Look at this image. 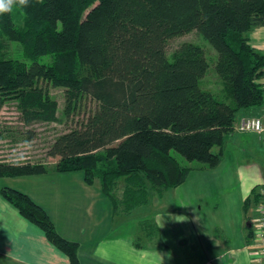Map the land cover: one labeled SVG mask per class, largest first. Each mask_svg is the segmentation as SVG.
<instances>
[{"label":"trees","instance_id":"trees-1","mask_svg":"<svg viewBox=\"0 0 264 264\" xmlns=\"http://www.w3.org/2000/svg\"><path fill=\"white\" fill-rule=\"evenodd\" d=\"M20 9L28 18L22 32L15 21ZM260 26L264 0H29L0 14V38L22 41L29 60L0 46V112L14 101L30 125L62 122L83 110L48 149L60 157L53 167L0 161V178L82 171L87 184L99 180L116 216L147 205L150 188L163 195L186 180L192 167L173 151L217 167L238 113L264 105V52L248 36ZM193 30L218 53L222 99L200 86L209 68L200 45L184 41L167 53L171 38ZM51 53L52 62L39 61ZM50 86L64 89L61 115ZM87 100L94 105L87 108ZM260 188L245 200L246 212L260 200ZM0 195L79 264V243L62 237L42 206L16 188L0 187Z\"/></svg>","mask_w":264,"mask_h":264},{"label":"crops","instance_id":"crops-1","mask_svg":"<svg viewBox=\"0 0 264 264\" xmlns=\"http://www.w3.org/2000/svg\"><path fill=\"white\" fill-rule=\"evenodd\" d=\"M248 36L250 43L264 52V26L253 29ZM260 82L264 86V74ZM250 113L264 121L263 105L240 111L237 122L241 115ZM260 136L253 132L234 131L225 136L224 153L227 146L245 151L264 148V138L260 140ZM222 162L223 158L211 170L219 169ZM260 162L264 164V160ZM258 164L251 160L248 163L251 165L248 171L253 174L248 185L245 184L240 199L245 214L252 209L254 213L252 207L247 212L243 210L253 187L264 185V168L263 171L261 168L260 172H255ZM207 171L210 170L200 172ZM239 171L242 169H236L234 173L240 180ZM192 173L182 184L171 188L177 196L176 205L159 208L160 204L155 207L158 213L150 216L149 212L154 211L151 208L139 213L134 212L136 208L131 213L114 216L112 202L102 192L99 180L93 185L87 184L82 171L38 174L43 178L34 182L27 175L2 177L0 187L8 186L23 191L42 206L59 234L79 243V264H256L248 229L254 214L246 217L247 221L243 219L245 230L242 232L240 229L238 240L232 241L221 231V223L200 218L202 207L195 206L193 197L189 196V187L187 190L183 188ZM218 177L220 180L227 178L226 174ZM40 185L55 193L53 201L39 189ZM161 198L155 204L160 203ZM215 206L214 210H217L219 205ZM133 215H136L137 221L130 222ZM176 215H183L186 220L176 222ZM144 226L151 227L149 235ZM0 264L72 263L69 256L46 237L42 228L26 219L0 195Z\"/></svg>","mask_w":264,"mask_h":264},{"label":"rangeland","instance_id":"rangeland-1","mask_svg":"<svg viewBox=\"0 0 264 264\" xmlns=\"http://www.w3.org/2000/svg\"><path fill=\"white\" fill-rule=\"evenodd\" d=\"M15 17V21L20 28L19 30H21L20 32L24 31L28 27L27 15L20 9ZM184 41H192L204 49L209 68L206 75L200 80V86L205 90L211 91L217 97L222 99L224 95L221 79L215 69L218 57L217 51L203 35L199 34L196 30H193L189 33L171 38L168 41L166 48L168 55H170ZM0 44L8 55L29 61L25 56L22 41H13L7 36L2 35L0 38ZM53 56H55L54 53L41 55L39 61L50 63L53 60ZM50 94L52 98L57 100L59 106L58 114L61 115L65 105L64 89L62 87L50 86ZM92 105H94V102L90 100H87L85 103L87 108H90ZM82 113L83 110L81 111V114L74 118H69V120L64 119L62 122H34L30 125H25L20 119L21 113L17 104L14 101L8 102L0 112V161L42 162L48 167H53L55 163L60 161V157L48 155V149L59 135L73 128L75 126L74 123L83 118ZM246 116L258 115L243 114L239 118ZM262 137L264 138V135L260 136V140H263ZM215 148L217 149V147ZM244 151L245 150L243 149H234L231 146L225 147L223 162L219 169L215 171L211 170L210 167L201 162L188 161L180 153L173 151V154L181 163L192 167L191 171H193V173L188 179V184L186 183L183 188L187 190L189 187V196L193 197L194 203L196 204L195 206L202 207V211L199 213L200 218H203L204 220L207 218L211 222L216 221L221 223V231L229 236L232 241L238 240L239 230L241 229L242 232L245 230V221L248 220L246 217L253 213L252 209V211L249 210L250 212H247L248 214L246 213V215L244 211H242V202L240 200L243 193L242 190L245 187V184L248 185L250 175L253 174L251 171H248L251 167V165H248L249 160L253 163H259L258 165L260 167L257 165V168L259 169L256 168L255 172H260L261 168L263 171L264 168V164L260 162L264 160V148H253ZM204 169L210 171L201 173L200 171ZM236 169H242V171H239L241 177L240 180L234 173ZM224 174H226L227 178L225 180H220L218 176H223ZM27 177H29L28 179L32 182L43 178L42 175L38 174L27 175ZM118 184L120 188L118 192L122 194V191L126 187L124 178L118 179ZM39 189L48 196L49 200L53 201L54 192L48 191L42 185L39 186ZM173 192L172 189H169L161 195L150 188L149 203L151 202V204L148 203L147 206L138 207L134 212L139 213L144 210L148 211L151 208L154 211L152 213L149 212L148 215L150 216L158 213L156 212L155 207L160 204L161 206L159 208L175 206L177 196ZM158 198H161V202L155 204ZM216 204L219 206L217 210H214ZM254 205L255 203L252 202L251 207L254 208ZM135 216L136 215H133V217H131L130 222L137 221V217ZM243 219H245L244 223ZM147 222L151 221L148 220ZM142 239L145 241V238L142 237ZM147 242L148 241H146V243ZM254 250L255 248L252 247L251 251ZM255 263L257 264L256 261Z\"/></svg>","mask_w":264,"mask_h":264},{"label":"built area","instance_id":"built-area-1","mask_svg":"<svg viewBox=\"0 0 264 264\" xmlns=\"http://www.w3.org/2000/svg\"><path fill=\"white\" fill-rule=\"evenodd\" d=\"M235 131L239 133L253 132L264 134V121L259 116H246L240 118L235 125ZM260 200L254 205V216L250 219L253 236L251 246L254 250V261L264 264V185L261 186Z\"/></svg>","mask_w":264,"mask_h":264},{"label":"clouds","instance_id":"clouds-1","mask_svg":"<svg viewBox=\"0 0 264 264\" xmlns=\"http://www.w3.org/2000/svg\"><path fill=\"white\" fill-rule=\"evenodd\" d=\"M29 0H0V14L9 13L14 6L27 7ZM176 222H183L186 220L183 215H176L174 217Z\"/></svg>","mask_w":264,"mask_h":264}]
</instances>
